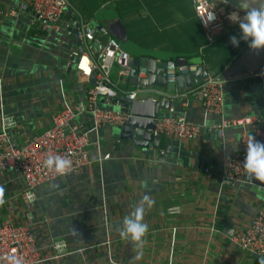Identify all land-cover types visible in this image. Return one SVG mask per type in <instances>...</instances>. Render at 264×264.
I'll list each match as a JSON object with an SVG mask.
<instances>
[{
  "label": "crops",
  "instance_id": "0c3cea01",
  "mask_svg": "<svg viewBox=\"0 0 264 264\" xmlns=\"http://www.w3.org/2000/svg\"><path fill=\"white\" fill-rule=\"evenodd\" d=\"M21 2L0 0V124L2 115L16 121L23 133L16 135L18 143L46 131L51 115L65 104L86 100L91 83L71 63V54L84 47L97 59L107 41L98 29L106 22L117 24L108 29L131 56L186 60L215 74L249 45L230 42V36L238 39L241 33L237 22L227 21L208 46L191 0H70L73 7L50 32L27 12L9 14ZM74 15L95 29L92 42L84 43L74 31ZM111 79L119 90L138 89V100L152 95L145 90L153 86L140 91L141 86L120 76L116 63ZM195 87L175 92L154 87L173 96V111L161 109L160 116H184L204 125L195 138L161 135L158 147L140 148L121 137L122 126L106 125L100 152L109 157L97 161L96 145H90V164L38 186L33 203L23 197L21 174L0 171V220L31 225L46 256L40 264H82L85 259L110 264L109 256L124 264H260L264 257L236 246L232 237L264 207V182H220L223 153L239 152L241 134L251 126L218 125L222 119L264 118L262 82L250 73L225 79L221 116L205 111ZM73 124L85 131L92 118L81 115ZM145 194L154 200L142 218L148 231L142 242L126 240L119 234L122 219ZM175 206L179 211L169 213ZM55 242L66 243L65 250H56Z\"/></svg>",
  "mask_w": 264,
  "mask_h": 264
},
{
  "label": "built area",
  "instance_id": "2783aa9c",
  "mask_svg": "<svg viewBox=\"0 0 264 264\" xmlns=\"http://www.w3.org/2000/svg\"><path fill=\"white\" fill-rule=\"evenodd\" d=\"M200 25L205 31L207 45H213L219 34L225 29V20H229V13L236 12L243 16V11L232 8L225 11L222 6H217L214 0H191ZM70 0H22L19 6L9 10L10 15L21 12L29 13L37 18L45 31L50 32L62 24L66 11L72 8ZM234 9V10H233ZM212 11L215 19L210 22L206 14ZM231 21V20H229ZM68 27V23L64 24ZM98 31L107 37V41L97 59L85 50H75L71 54V63L75 64L80 75L86 81L96 73V84H90L85 101L76 104H65L61 109L51 115V126L41 134L26 138L25 142L18 143L17 134L19 126L12 118L2 115L0 130V171L11 170L21 174L26 182L23 197L29 203L36 199V188L43 184L71 172H78L90 164L89 146L96 145L97 161H103L109 154H101L100 131L106 125L123 126L131 114L126 111L118 95L126 99L138 100V89L119 90L111 79V70L116 63L119 66V74L122 77H137L138 80L145 79L149 75L147 67H136L129 64L131 55L122 48L119 40L113 36L107 26H101ZM77 34L84 43H90L95 39V29L87 21L79 22ZM197 65L179 64L176 60L166 61L165 78L168 82H174L178 74H187L197 69ZM258 77L264 88V67L251 72ZM224 78L222 74L208 76L203 82L196 85L193 91L201 95L203 107L207 113L222 115L224 110ZM2 79L0 78V85ZM148 87V86H147ZM145 87H142L144 90ZM153 99L160 96L171 100L172 95L159 91L154 87L148 88ZM145 98H141L143 101ZM170 112L173 108L170 107ZM81 115H89L92 125L88 130H79L73 121ZM235 125H250L251 129L242 132L240 137L241 150L237 153H223L220 182L222 185L232 183L248 182L249 177L243 167L246 150V142L249 135H253L258 141L264 142V118L254 120L252 117L238 119H222L221 128ZM203 124L196 123L184 116L175 117L170 114L158 118L155 135L171 136L179 139L195 138ZM217 127L206 126L212 130ZM95 139L92 141L91 136ZM48 155H59L67 157L72 161L69 170L59 174L54 168L44 166L43 161ZM232 242L241 249L247 250L258 256L264 257V207H262L250 224L241 230H237L232 237ZM57 245H62L57 249ZM54 247L58 251L65 250L66 243L55 242ZM14 255L22 259L23 264H40L46 260L38 244L37 237L31 225L20 224L11 220H0V264H8L7 257ZM110 264L119 263L109 256ZM82 264H94L85 259Z\"/></svg>",
  "mask_w": 264,
  "mask_h": 264
},
{
  "label": "water",
  "instance_id": "95a60500",
  "mask_svg": "<svg viewBox=\"0 0 264 264\" xmlns=\"http://www.w3.org/2000/svg\"><path fill=\"white\" fill-rule=\"evenodd\" d=\"M221 1L241 10L236 0H227V2H225V0ZM252 6L256 7L258 5L253 4ZM73 18L74 31H77L79 22L75 15ZM117 21L119 22V19ZM105 25L107 27H114L117 24L110 21V23L106 22ZM237 40L238 43L245 42L240 38ZM83 51L84 47H81L80 52ZM186 63L185 60L184 64ZM129 64L136 67H147L149 70V75L145 79L138 80L137 77H130L134 85H139L141 87L153 86L171 92L177 90L182 91L196 86L207 79L208 76L215 74L212 69L211 72H208L203 66H199L196 70L190 71L187 74H178L174 82H168L165 78L166 60L156 62V59L150 56L137 58L132 55ZM262 67H264V46L260 49H252L248 45L238 54L231 65L224 70L222 77L228 79L235 76L246 75ZM95 76L96 73L94 72L89 81L91 84L97 83ZM118 99L121 101L126 111L131 114L129 120L122 126L121 137L130 140L135 146L140 148L151 147L153 145L158 147L160 136L155 135L154 130L158 118L161 117V109L169 108L171 103L170 100L161 97L155 101L152 95L145 98L143 101L126 99L120 95H118Z\"/></svg>",
  "mask_w": 264,
  "mask_h": 264
},
{
  "label": "clouds",
  "instance_id": "9594fccd",
  "mask_svg": "<svg viewBox=\"0 0 264 264\" xmlns=\"http://www.w3.org/2000/svg\"><path fill=\"white\" fill-rule=\"evenodd\" d=\"M236 2L243 11V16L232 12L229 13L228 19L238 23L241 33L240 39L247 41L250 48L260 49L264 46V0H236ZM253 4L258 6L253 7ZM206 16L209 22L215 19V14L212 11H209ZM229 39L234 46L238 44L236 36H230ZM43 164L49 169L54 168L59 174H64L66 170L70 169L72 161L59 155H48ZM243 167L249 178L264 182V142L256 140L253 135H249L246 142ZM0 192H2V189H0ZM153 204L154 200L148 194H145L139 204L134 207V210L123 217L119 233L122 238L142 242V237L148 231V225L142 222L145 206L150 208ZM178 211L179 206L168 209L169 213ZM56 247L60 249L62 245ZM7 261L8 264H23L22 259L14 255H9ZM260 264H264V260H261Z\"/></svg>",
  "mask_w": 264,
  "mask_h": 264
},
{
  "label": "rangeland",
  "instance_id": "374dc122",
  "mask_svg": "<svg viewBox=\"0 0 264 264\" xmlns=\"http://www.w3.org/2000/svg\"><path fill=\"white\" fill-rule=\"evenodd\" d=\"M226 22L229 21V20H225Z\"/></svg>",
  "mask_w": 264,
  "mask_h": 264
},
{
  "label": "trees",
  "instance_id": "16d2710c",
  "mask_svg": "<svg viewBox=\"0 0 264 264\" xmlns=\"http://www.w3.org/2000/svg\"><path fill=\"white\" fill-rule=\"evenodd\" d=\"M109 28V27H108Z\"/></svg>",
  "mask_w": 264,
  "mask_h": 264
}]
</instances>
